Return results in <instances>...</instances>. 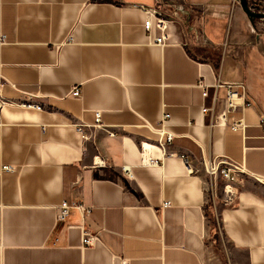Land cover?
Instances as JSON below:
<instances>
[{
  "label": "crops",
  "instance_id": "crops-1",
  "mask_svg": "<svg viewBox=\"0 0 264 264\" xmlns=\"http://www.w3.org/2000/svg\"><path fill=\"white\" fill-rule=\"evenodd\" d=\"M140 6L169 21L165 44ZM260 22L236 0H0V264H264ZM217 80L243 84L241 130L214 123ZM210 158L246 171L230 203L224 181L204 190ZM63 201L90 207L92 247L76 212L55 225Z\"/></svg>",
  "mask_w": 264,
  "mask_h": 264
},
{
  "label": "built area",
  "instance_id": "built-area-1",
  "mask_svg": "<svg viewBox=\"0 0 264 264\" xmlns=\"http://www.w3.org/2000/svg\"><path fill=\"white\" fill-rule=\"evenodd\" d=\"M235 1V0H234ZM238 1V0H236ZM143 11H144V22H143V27L148 33L149 37L151 38V32L153 30H159L160 35L152 37V41L158 45H163L165 44L167 35H168V29H169V21L163 17V13L156 9L155 7H146L144 8L143 6H140ZM263 21L260 22L262 24ZM263 26V24H262ZM71 40V36L69 35L68 37ZM199 87L203 89L202 94L205 96L206 95V89L205 85L203 82H199ZM216 87L222 86L226 88V95L225 98L222 100V111L220 114H218L215 118L214 123L219 124V125H226L231 127L232 129L236 130H241L243 127V123L241 120H233L232 117L229 115V113L233 110L236 109L238 105L242 103V97H243V92L238 91L237 88L243 87L242 83H233V82H225V81H220L217 80ZM70 94L72 96H80L81 91L79 87H73L70 91ZM10 103L9 101H6L3 97L0 96V108L3 105H6ZM24 106L29 107V108H34V109H41V107L38 104L31 103V102H26L23 103ZM208 109L203 108L202 113H205ZM94 123L91 127L97 128V127H102L103 125L101 123V117L100 113L98 111H95L94 113ZM165 118H168V114H164ZM262 125H264V119L261 120ZM84 124H79L75 126V129L77 133L80 135L81 139L83 140H88L92 137L91 133L85 132L84 131ZM108 135L114 136L115 133L109 132ZM172 140V135L171 134H166L165 140L164 141H159V145L161 149L164 151L165 146L169 144ZM143 149L145 148L142 146ZM173 154V153H171ZM186 167V170L189 172H192V168L190 167V163L188 160V157L184 154L179 155ZM149 161V160H147ZM151 162V161H150ZM94 166H105L106 165V158L96 156V159L94 160L93 163ZM201 165L203 167V170L206 174V182L204 186V190L207 192L208 196L213 199L216 196V189H217V182L222 180L224 181V186H223V200L225 203H230L233 196L234 192L232 191L231 184L235 183L237 181L242 180L241 175L246 174L245 169L243 168L242 165L233 162L229 159L226 158H210V159H202ZM5 170H10L11 167L9 166H4L2 167ZM123 171H127L126 167L123 168ZM256 179L264 182V179L257 177ZM169 203H163L162 207L168 206ZM72 212H76L78 217H79V223L77 227L81 231V248L85 249L86 247H92L96 242L99 241L98 235L95 232H92L90 229L86 227L84 224V220L90 215V207L84 205L81 202L78 201H72L70 203H67L66 201H63L58 205L56 208V221L55 225L58 226L60 224H64L67 222V219L69 215ZM66 228L71 227L72 225L70 224H64Z\"/></svg>",
  "mask_w": 264,
  "mask_h": 264
},
{
  "label": "water",
  "instance_id": "water-1",
  "mask_svg": "<svg viewBox=\"0 0 264 264\" xmlns=\"http://www.w3.org/2000/svg\"><path fill=\"white\" fill-rule=\"evenodd\" d=\"M238 2L249 19L264 22V0H238Z\"/></svg>",
  "mask_w": 264,
  "mask_h": 264
},
{
  "label": "rangeland",
  "instance_id": "rangeland-1",
  "mask_svg": "<svg viewBox=\"0 0 264 264\" xmlns=\"http://www.w3.org/2000/svg\"><path fill=\"white\" fill-rule=\"evenodd\" d=\"M214 218H215V219H214ZM213 219L217 222V218H216V216H214Z\"/></svg>",
  "mask_w": 264,
  "mask_h": 264
},
{
  "label": "trees",
  "instance_id": "trees-1",
  "mask_svg": "<svg viewBox=\"0 0 264 264\" xmlns=\"http://www.w3.org/2000/svg\"><path fill=\"white\" fill-rule=\"evenodd\" d=\"M262 30H264V28H262Z\"/></svg>",
  "mask_w": 264,
  "mask_h": 264
}]
</instances>
